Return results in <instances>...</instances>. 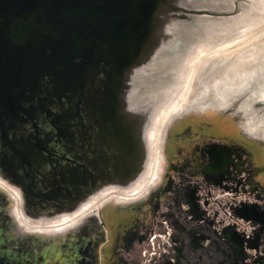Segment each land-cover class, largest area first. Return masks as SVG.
<instances>
[{
	"label": "water",
	"instance_id": "95a60500",
	"mask_svg": "<svg viewBox=\"0 0 264 264\" xmlns=\"http://www.w3.org/2000/svg\"><path fill=\"white\" fill-rule=\"evenodd\" d=\"M247 2L205 9L193 7V0H0V162L27 161L31 148L56 142L67 154L86 150L95 179L104 177L108 189L132 194L146 179L161 132L175 113L236 114L245 131L264 142V103L255 107L262 113L258 120L255 108L235 96L193 103L149 129L157 112H173L175 93L154 103L150 91L171 73L180 75L167 72L162 55L180 49L181 25L194 17H236ZM239 218L264 231V213L241 209ZM225 238L218 255L192 257L189 264H242L253 241ZM233 241L239 250L229 256ZM185 262L179 255L167 264Z\"/></svg>",
	"mask_w": 264,
	"mask_h": 264
},
{
	"label": "flooded vegetation",
	"instance_id": "af4514ba",
	"mask_svg": "<svg viewBox=\"0 0 264 264\" xmlns=\"http://www.w3.org/2000/svg\"><path fill=\"white\" fill-rule=\"evenodd\" d=\"M28 154L0 162V264H167L179 255L189 264L218 255L230 236L253 241L242 264H264V231L239 218L241 209L264 213V142L236 114H173L156 173L132 194L95 179L86 150L53 142Z\"/></svg>",
	"mask_w": 264,
	"mask_h": 264
},
{
	"label": "rangeland",
	"instance_id": "374dc122",
	"mask_svg": "<svg viewBox=\"0 0 264 264\" xmlns=\"http://www.w3.org/2000/svg\"><path fill=\"white\" fill-rule=\"evenodd\" d=\"M231 3L232 0H193L192 5L219 9L230 7ZM241 4L236 17H194L181 25L180 49L175 54L162 55L166 58L167 72L177 71L180 75L171 73L167 80L157 83L153 92L150 91L154 103L164 102L167 92H171L169 96L175 93L170 104L173 112H169L171 108L157 112L150 130L162 126L175 111L204 99L243 97L245 108L264 103V0H248ZM160 63L159 59L157 67ZM138 82L147 88L143 78ZM260 110L255 108L258 120L262 114ZM153 150L155 152L156 142ZM151 161L146 180L157 171L155 160Z\"/></svg>",
	"mask_w": 264,
	"mask_h": 264
}]
</instances>
